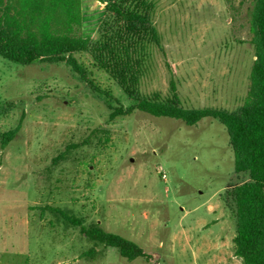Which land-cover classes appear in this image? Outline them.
<instances>
[{
    "label": "rangeland",
    "instance_id": "374dc122",
    "mask_svg": "<svg viewBox=\"0 0 264 264\" xmlns=\"http://www.w3.org/2000/svg\"><path fill=\"white\" fill-rule=\"evenodd\" d=\"M109 1L83 0L86 37L97 39ZM150 1L164 52L151 49L140 93L168 97L174 80L184 107L240 108L256 59L253 0ZM75 57L87 79L63 62L22 65L0 56V264H243L221 196L247 177L235 173L226 127L138 110L112 119L111 106L134 102L90 54ZM20 124L3 148V133ZM62 213L98 223L158 260L128 261L116 248L95 246Z\"/></svg>",
    "mask_w": 264,
    "mask_h": 264
},
{
    "label": "trees",
    "instance_id": "16d2710c",
    "mask_svg": "<svg viewBox=\"0 0 264 264\" xmlns=\"http://www.w3.org/2000/svg\"><path fill=\"white\" fill-rule=\"evenodd\" d=\"M155 12L156 4L150 0H110L94 41L84 33L83 0H0V56L22 65L63 62L87 79L75 54H90L96 66L134 102L129 108L111 106L112 119L132 115L136 110L180 120L188 126H196L206 118L217 119L230 136L235 173L247 177L221 196L235 219L234 253L243 264H264V0H253L251 29L256 59L249 92L235 111L184 107L174 80L168 97L140 93L142 78L153 57L151 49L164 52ZM20 129L21 124L3 133V148ZM62 216L67 223L79 227L95 246L116 248L128 261L158 260L156 254L104 230L98 223L84 225L80 218L65 213ZM96 251L93 247L87 255L93 257Z\"/></svg>",
    "mask_w": 264,
    "mask_h": 264
},
{
    "label": "built area",
    "instance_id": "2783aa9c",
    "mask_svg": "<svg viewBox=\"0 0 264 264\" xmlns=\"http://www.w3.org/2000/svg\"><path fill=\"white\" fill-rule=\"evenodd\" d=\"M162 177L165 179L166 178V175L164 174Z\"/></svg>",
    "mask_w": 264,
    "mask_h": 264
}]
</instances>
